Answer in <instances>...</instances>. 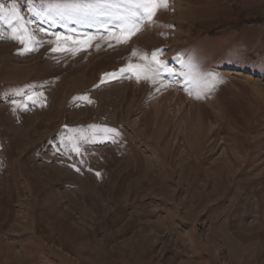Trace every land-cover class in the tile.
I'll list each match as a JSON object with an SVG mask.
<instances>
[{"label":"rangeland","instance_id":"1","mask_svg":"<svg viewBox=\"0 0 264 264\" xmlns=\"http://www.w3.org/2000/svg\"><path fill=\"white\" fill-rule=\"evenodd\" d=\"M42 3L0 0L39 41L0 23V264H264V0H169L127 43L75 54L40 29H96L42 22ZM134 48L222 82L101 83L143 63Z\"/></svg>","mask_w":264,"mask_h":264},{"label":"snow or ice","instance_id":"2","mask_svg":"<svg viewBox=\"0 0 264 264\" xmlns=\"http://www.w3.org/2000/svg\"><path fill=\"white\" fill-rule=\"evenodd\" d=\"M168 5L169 0H43L40 6L29 8V12L41 18L42 22L51 21L53 25L60 21L95 28L94 33H80L75 28H67V33H49L43 28L40 29L46 35L55 37L54 41H50L57 45L51 49L53 52L71 51L75 54L90 46L91 42L101 34L112 41L108 47L127 43L132 36L143 29L145 24H155L157 13L167 10ZM0 23L7 24L10 29L9 38L23 45V51H32L39 44L35 33L30 32L27 27L29 21L20 14L15 4L8 8L0 5ZM61 45H67V47H61ZM96 47L99 49L100 46L96 45ZM160 54V49L153 50L149 56L134 48L131 56L137 57L143 63L129 61L116 72L105 73L101 83L105 82V78H127L128 74H131L137 82L144 80L155 84L158 79L162 80L165 74L168 76L182 74L187 82L203 85L202 91L210 92L214 90L216 84L222 82V78L203 69L195 55H189L187 59L177 57L181 66V72L177 73L168 66L166 61L159 59ZM189 91L191 92V89ZM196 98L201 96L198 95ZM89 127L104 133L105 139L110 137L114 139L120 135L115 128H101L98 125ZM69 143L71 144V141ZM71 151L79 154V145L73 144ZM76 171L80 170L76 169ZM97 175L99 176V173Z\"/></svg>","mask_w":264,"mask_h":264}]
</instances>
